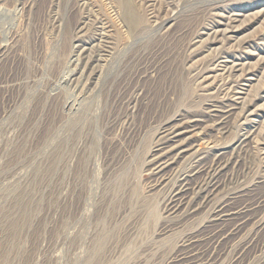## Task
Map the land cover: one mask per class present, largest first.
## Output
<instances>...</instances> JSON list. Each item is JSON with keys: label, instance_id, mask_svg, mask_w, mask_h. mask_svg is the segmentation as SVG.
Masks as SVG:
<instances>
[{"label": "rangeland", "instance_id": "1", "mask_svg": "<svg viewBox=\"0 0 264 264\" xmlns=\"http://www.w3.org/2000/svg\"><path fill=\"white\" fill-rule=\"evenodd\" d=\"M212 26L230 40L211 45ZM231 46L239 63L264 58V0H0V264H165L203 231L207 209L166 212L146 162L161 124L203 119L196 74ZM236 123L213 133L232 159L218 196L264 204L262 157L235 148ZM254 245L241 264H264V230Z\"/></svg>", "mask_w": 264, "mask_h": 264}, {"label": "bare ground", "instance_id": "2", "mask_svg": "<svg viewBox=\"0 0 264 264\" xmlns=\"http://www.w3.org/2000/svg\"><path fill=\"white\" fill-rule=\"evenodd\" d=\"M229 22L233 24V28L235 19H228V26ZM215 28L216 26L210 27V34L207 35L211 45H222L230 40L231 35L226 36V30ZM233 50L232 46L227 50L219 49L218 56L209 61L211 65L204 71L199 69L200 73L195 76L197 81L201 80L206 97L210 96L203 110L205 115L201 117L210 125H204L199 130L206 121L194 115L179 116L164 122L156 134L151 150L153 154L149 155L146 162L153 186L163 194V201L168 208L166 212L186 218L204 208L208 211L203 231L184 236L165 264H217L226 256H229L228 264H241L254 248L256 237L264 230V221L259 218L264 204L254 189H249L248 194L236 192L218 196L222 176L232 159L229 148L219 145L216 138H213V133L224 136L226 125L232 117L236 118L240 127L236 138L238 145L235 148L253 145L252 149L260 153L258 155H261L264 163V120L253 126L256 121L249 119L258 117L259 111L264 109V102L258 106L259 101L264 99V83L262 79L258 80L253 92L254 86L251 83L245 84L257 76V71L264 66V58L257 54L253 64L239 63V58L230 55V52H235ZM72 53L75 59H70L68 65L78 63L76 52ZM78 73L76 68L68 70L63 76L64 82L75 85L76 89L82 77H78ZM86 85L87 81L83 87ZM180 160L185 164L183 169H179Z\"/></svg>", "mask_w": 264, "mask_h": 264}]
</instances>
